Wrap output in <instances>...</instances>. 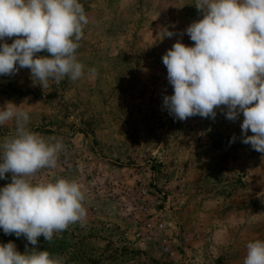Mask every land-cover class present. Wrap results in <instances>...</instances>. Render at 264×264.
<instances>
[{"label": "rangeland", "instance_id": "1", "mask_svg": "<svg viewBox=\"0 0 264 264\" xmlns=\"http://www.w3.org/2000/svg\"><path fill=\"white\" fill-rule=\"evenodd\" d=\"M80 2L82 78L42 89L26 68L0 76V107L19 105L32 131L64 144L34 181L76 180L86 196V224L37 247L66 264H243L247 243L264 240V153L241 142L242 113L181 121L163 107L173 87L162 56L178 39L193 45L184 30L202 16L196 0ZM165 29L174 35L161 40ZM13 130L0 126V142ZM9 241L33 250L0 229V244Z\"/></svg>", "mask_w": 264, "mask_h": 264}, {"label": "clouds", "instance_id": "2", "mask_svg": "<svg viewBox=\"0 0 264 264\" xmlns=\"http://www.w3.org/2000/svg\"><path fill=\"white\" fill-rule=\"evenodd\" d=\"M195 7L202 16L184 30L193 45L178 39L162 56L173 87L163 107L181 121L196 115L214 120L217 109L230 121L242 113L241 142L264 153V0H196ZM88 22L80 0H0V76L26 68L42 89L50 80L82 78L85 66L76 51ZM173 35L165 29L160 39ZM42 52L47 55H37ZM9 121L13 133L0 142V179L11 173L0 188V229L25 237L33 250L0 244V264H66L63 256L39 249L38 238L51 242L69 225L83 227L85 192L76 180L34 181L40 170L57 166L63 141L32 131L29 112L10 101L0 107V126ZM246 248L243 264H264V240Z\"/></svg>", "mask_w": 264, "mask_h": 264}]
</instances>
